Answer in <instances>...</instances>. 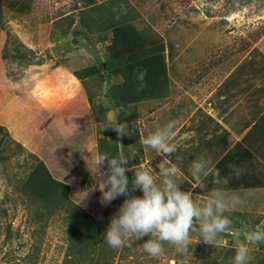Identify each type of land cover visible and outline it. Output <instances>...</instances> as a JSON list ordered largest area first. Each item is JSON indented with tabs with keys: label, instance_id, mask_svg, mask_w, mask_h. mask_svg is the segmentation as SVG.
Masks as SVG:
<instances>
[{
	"label": "rangeland",
	"instance_id": "1",
	"mask_svg": "<svg viewBox=\"0 0 264 264\" xmlns=\"http://www.w3.org/2000/svg\"><path fill=\"white\" fill-rule=\"evenodd\" d=\"M92 1L82 25L73 9L80 0H31L25 13L8 9L0 0V264H232L236 242L227 234L208 245L195 243L193 233L187 251L178 252L166 243L158 257L143 250L147 236L131 246L111 248L104 230L124 197L102 206L96 189L79 201L97 184L91 170L98 151L110 156L123 152L129 158V182L132 169L158 172L164 157L141 140L174 122L177 149L167 159L179 163L182 190L192 191L198 204L217 188L239 193L244 203L226 213L232 226L264 229V187L228 190L203 181V189H193L190 173L194 160L204 157L213 163L221 154L220 143L205 142L197 132L196 124L206 120L199 111L191 116L195 103L190 95L201 96L213 87L208 76L214 78L239 61L238 70L248 64L264 81V0ZM115 23L130 24L145 39L162 41L168 75L163 96L124 108L129 135L123 138L104 128L120 121L109 89L121 78L102 68ZM7 34L20 42L25 57L14 58L12 44L4 48ZM91 64L100 68L99 74L84 80L72 74ZM203 76L207 89L199 85ZM256 121L258 139L250 141L255 159L252 165L234 169L233 175L264 171V112ZM35 157L68 186L63 207L23 187ZM133 194L142 192L136 189ZM75 206L92 215L96 224L87 226L74 218ZM250 248L249 264H258L264 258V243Z\"/></svg>",
	"mask_w": 264,
	"mask_h": 264
},
{
	"label": "clouds",
	"instance_id": "2",
	"mask_svg": "<svg viewBox=\"0 0 264 264\" xmlns=\"http://www.w3.org/2000/svg\"><path fill=\"white\" fill-rule=\"evenodd\" d=\"M135 76L138 81L136 90L141 91L145 87L146 71L137 69ZM175 127L174 122H168L141 140L143 146L163 156L165 163L158 172L142 167L132 169L134 176L131 182L126 175L129 158L123 152L110 156L107 152L98 151L91 170L97 184L84 191L79 204L89 191L96 189L101 193L99 202L102 206L110 205L117 197H124L104 230L105 242L111 248L131 246L132 242L147 236L148 239L142 243L143 250L152 257H158L164 252L166 243L174 246L178 252L187 251L193 242V233L196 234L195 243L202 240L208 245L227 234L236 242L232 264H249L250 246L264 243V229H237L232 226V220L226 213H231L244 203L239 193L217 188L198 204L193 199L192 191L182 190L178 182L183 175L179 163L167 159L177 149L174 143L177 134ZM104 128H111L119 138L129 135L127 124L118 119ZM214 171L210 159L199 157L194 160L190 166L191 176L195 180L193 189H203L206 186L204 179ZM220 182L216 180L217 184ZM136 189L142 192L141 196L133 194Z\"/></svg>",
	"mask_w": 264,
	"mask_h": 264
},
{
	"label": "trees",
	"instance_id": "3",
	"mask_svg": "<svg viewBox=\"0 0 264 264\" xmlns=\"http://www.w3.org/2000/svg\"><path fill=\"white\" fill-rule=\"evenodd\" d=\"M30 1L5 0V6L8 9L25 13L29 10ZM80 1L81 5H75L73 9H77V17L80 23L86 25V22L83 21V13L93 1ZM9 44H12V48L15 50L14 58L18 57L17 55L25 57L20 42L7 34L4 48L8 47ZM164 51L165 45L162 41L145 39L130 24H112L111 38L108 44L109 57L102 62V68L105 72L118 75L121 78L109 89L114 105L119 108L121 122H124L125 119L124 108L146 99L163 96L168 80ZM20 52L21 54H18ZM2 58H7L6 52L2 53ZM137 69L146 71L144 77L145 87L141 91L136 90L138 81L135 72ZM99 73L100 68L94 64L72 70V74L79 80H84ZM87 97L92 102V96L88 94ZM256 128L257 123L250 128V132L246 133L241 140L234 142L232 145H229L227 132L224 130L219 131L215 136L204 139L205 142L213 140L221 145V154L212 163L215 171L204 181L228 190L264 187V171L254 173L251 169H248L238 175L232 174L234 169L244 164L252 165L255 157L254 148L250 143V134ZM217 179L221 181L219 184L216 183ZM22 185L29 194L42 196L44 199L53 198L55 202L52 205H56V208L63 207L66 202L68 186L55 179L43 161L36 157ZM71 215L82 220L84 225L93 226L96 224L94 217L79 206H75L74 210L71 211ZM258 264H264V258Z\"/></svg>",
	"mask_w": 264,
	"mask_h": 264
},
{
	"label": "crops",
	"instance_id": "4",
	"mask_svg": "<svg viewBox=\"0 0 264 264\" xmlns=\"http://www.w3.org/2000/svg\"><path fill=\"white\" fill-rule=\"evenodd\" d=\"M248 52L249 50L246 54ZM239 65H242L241 61L230 65V68L222 70L221 73L216 72L214 78L203 76L204 80L199 85L203 84L207 89V83L204 82L207 77L209 81L213 79V87L205 90L199 97L190 95L195 103L191 116L199 111L201 118L206 120V124L195 126L199 135L206 137L204 139L224 130L227 132L228 141L233 144L250 132V128L264 112L263 78L250 71L248 64L238 70ZM194 97H201V100L196 101ZM255 130L250 134V141L258 139V132Z\"/></svg>",
	"mask_w": 264,
	"mask_h": 264
}]
</instances>
